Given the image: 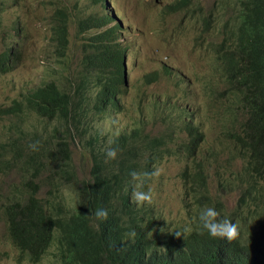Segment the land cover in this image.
<instances>
[{
    "label": "rangeland",
    "instance_id": "374dc122",
    "mask_svg": "<svg viewBox=\"0 0 264 264\" xmlns=\"http://www.w3.org/2000/svg\"><path fill=\"white\" fill-rule=\"evenodd\" d=\"M176 1L105 0L103 9L104 2L99 0H0V52L11 47L13 59L11 67L0 70V108L11 107L17 101L22 109L21 116L0 114V158L13 162V166L0 162V264H61L58 231L38 262L18 260L19 250L8 233L3 212L16 188L25 191L24 181L32 180L38 185L40 200L57 195L68 208L75 207L79 182L90 177L92 152L107 149L120 134L142 126L150 139L162 137L166 141L159 145L158 155L146 150L139 159L138 173H143L142 167L147 164L150 172L160 170L158 177L145 180L139 189H151L153 193V202L145 204L151 208L145 213L151 222H142L150 233H158L159 238L167 233L174 235L195 221L200 207L193 191L187 193L186 183L190 181L185 182L182 173L186 170L191 174L201 159L205 161L210 203L222 204L226 214L236 209L240 192L230 190V182L247 175L246 161L233 158L226 168L224 163L234 148L227 133L236 130L243 111L226 90L219 53L228 44L225 39L239 3L192 0L184 7L170 8ZM59 9L67 14L68 22L64 50L57 45L52 29ZM108 9L113 10L114 23L119 24L120 46L126 49L127 85L121 86L119 108L97 113L93 102L98 84L95 73L83 67L82 58L87 38L100 30L91 28L80 34L78 23L95 19ZM152 72H157L155 80L150 79ZM84 74L87 86L83 95L94 112L81 118L79 131L71 128V134L66 135L61 119L39 116L27 107L26 98L35 88L53 81L60 89L68 90L70 81ZM166 99L170 101V118L162 119L160 109L165 107ZM186 122L202 133L194 158L187 156L190 136L184 131ZM17 126L26 133L23 139H18ZM61 136L69 143L75 182L53 175L59 171V161H50L51 168H41L27 156L30 145L44 140L41 150L50 158L48 150L56 148ZM89 140L93 141L91 145L87 144ZM13 141L22 145L20 155L4 149L10 148ZM131 183L134 190L137 182L131 179ZM241 218L242 230L252 225L248 207ZM249 252L253 254V250Z\"/></svg>",
    "mask_w": 264,
    "mask_h": 264
},
{
    "label": "trees",
    "instance_id": "16d2710c",
    "mask_svg": "<svg viewBox=\"0 0 264 264\" xmlns=\"http://www.w3.org/2000/svg\"><path fill=\"white\" fill-rule=\"evenodd\" d=\"M99 1L104 2L103 9L106 8L105 0ZM191 1L177 0L169 7H184ZM237 1L239 6L225 39L228 44L219 53L226 90L243 111V119L236 130L227 133L234 148L224 163L226 168L233 158L246 161L247 175L238 176L237 180L230 182V190L240 192L236 209L226 214L222 204L210 203L205 161L201 159L191 174L186 170L182 173L185 182L190 181L186 183L187 193L193 191V198L200 207L195 221L190 224L191 233L179 238L168 233L159 238L158 233H150L149 227L142 222L144 219L148 220L147 223L151 222L145 214L151 208L132 202L130 173L139 171L143 151L158 155L159 145L166 141L162 137L150 139L148 134L143 133L142 126L112 140L110 146L118 149L115 160L106 159V149L92 152L90 177L80 180L79 199L75 207L68 208L62 197L57 195L52 199L40 200L37 196L38 185L32 180L24 181L27 187L25 191L16 188L13 198L4 205L3 212L8 233L19 250V261L38 262L58 231L61 264H264V0ZM114 20L113 10L108 9L95 19H82L78 23L80 34L91 28L100 30L87 38L82 58L86 71L95 73L98 91L93 108L97 113H104L109 107L119 108L118 95L121 86L126 85L123 77L126 49L120 46L117 37L119 24ZM67 27V14L59 9L52 29L54 39L62 50L68 42ZM16 52L17 49L14 54ZM11 56V47L0 52V70L12 66ZM156 78L157 72L150 73V79ZM86 86L85 74L70 81L71 89L68 90L60 89L53 81L47 82L28 94L27 107L35 110L39 116L61 119L66 135H70L71 128L79 131L81 118L94 112L83 95ZM159 104V101L156 102L157 109ZM169 104V99L163 102L165 107L160 109L162 119L170 118L167 111ZM1 113L21 116V105L15 101L11 107L0 108ZM16 130H19L18 139H23L26 133L18 126ZM184 131L190 136L187 156L194 158L202 133L196 132L188 122ZM173 132L168 133L169 139ZM44 142L36 141L34 144L38 150L30 148L27 156L41 168L46 165L51 168L50 161H59V171L53 175L75 182L77 176L65 137H60L56 148L48 150L50 158L41 150ZM92 142L89 140L87 144L91 145ZM4 149L20 155L22 145L13 141L10 148ZM60 152L61 156L58 157ZM26 161L31 164L29 159ZM0 162L13 166V162L6 159L0 158ZM147 167L148 164L142 167L144 172L151 171ZM38 172L39 168L36 169ZM205 207H214L220 213V220L227 218L236 221L238 238L228 242L210 237L200 227L198 219ZM246 207L252 214V225L248 224L251 230L248 227L242 230L240 225L244 221L241 215ZM98 209L107 210L106 220L95 217ZM133 230L136 232L134 241L128 237ZM249 250H253V254Z\"/></svg>",
    "mask_w": 264,
    "mask_h": 264
},
{
    "label": "clouds",
    "instance_id": "9594fccd",
    "mask_svg": "<svg viewBox=\"0 0 264 264\" xmlns=\"http://www.w3.org/2000/svg\"><path fill=\"white\" fill-rule=\"evenodd\" d=\"M124 62L127 69V64L125 58L123 59V67ZM127 85V83H126ZM33 151L38 150L35 144L30 145ZM106 159L107 160H115L118 155V149L109 146L105 151ZM131 178L133 181L137 183L134 185V190L131 194V200L137 206H142L144 204H151L153 202V193L152 190L149 189L148 191L139 190L144 186L145 180L151 179L152 177H158L160 175V170L155 169L152 172H143L138 173L133 171L130 173ZM220 213L214 207H205L201 210L199 215V223L200 227L207 232V234L212 238L218 239H226L228 242L234 241L239 236V229L236 225V221L229 220L227 218L220 220L218 217ZM95 217L97 219L106 220L108 218V212L106 209H98L95 212ZM192 231L191 227H185L183 233L176 232L175 235L177 238L181 237L182 235L190 234ZM136 236L135 230L128 233V237L130 240L134 241Z\"/></svg>",
    "mask_w": 264,
    "mask_h": 264
},
{
    "label": "water",
    "instance_id": "95a60500",
    "mask_svg": "<svg viewBox=\"0 0 264 264\" xmlns=\"http://www.w3.org/2000/svg\"><path fill=\"white\" fill-rule=\"evenodd\" d=\"M123 77H124V82L126 84L127 83V69H126L125 62H124V67H123Z\"/></svg>",
    "mask_w": 264,
    "mask_h": 264
},
{
    "label": "bare ground",
    "instance_id": "6f19581e",
    "mask_svg": "<svg viewBox=\"0 0 264 264\" xmlns=\"http://www.w3.org/2000/svg\"><path fill=\"white\" fill-rule=\"evenodd\" d=\"M71 89V88H70Z\"/></svg>",
    "mask_w": 264,
    "mask_h": 264
}]
</instances>
